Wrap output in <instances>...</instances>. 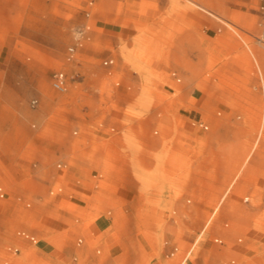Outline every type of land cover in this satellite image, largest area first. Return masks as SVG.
Wrapping results in <instances>:
<instances>
[{
	"label": "rangeland",
	"instance_id": "374dc122",
	"mask_svg": "<svg viewBox=\"0 0 264 264\" xmlns=\"http://www.w3.org/2000/svg\"><path fill=\"white\" fill-rule=\"evenodd\" d=\"M209 1L221 19L187 1L0 0V264H62L40 248L66 232L67 264H181L223 199L191 262L264 264V137L238 155L264 124L263 18L257 0ZM96 219L115 244L81 240Z\"/></svg>",
	"mask_w": 264,
	"mask_h": 264
},
{
	"label": "bare ground",
	"instance_id": "6f19581e",
	"mask_svg": "<svg viewBox=\"0 0 264 264\" xmlns=\"http://www.w3.org/2000/svg\"><path fill=\"white\" fill-rule=\"evenodd\" d=\"M183 1H187V2H190V3H192L194 6H196V7H198V8H200L201 10H203V11H205V12H207L208 14H210L212 17H214V18H217V19H221V16L219 15V14H217L213 9L215 8L214 7V4L211 2V1H209V0H174V3H176V4H178V5H180V6H182V7H185V6H183L182 5V3H183ZM213 7V8H212ZM226 25H227V27L231 30V31H233L236 35H238L242 40H244L243 39V37H242V35H241V33L238 31V29L236 28V26L232 23V22H226ZM235 34L233 35L232 34V37H235ZM252 54H253V56H254V58H255V60H256V63H257V65H258V70H259V72H260V75L262 76V77H264V72H263V69H262V67H261V64H260V61L258 60V58L256 57V55L252 52ZM230 56H228L225 60H227L228 58H229ZM260 59H261V61L262 60H264V57L262 56L261 57V55H260ZM224 60V61H225ZM165 68V67H164ZM188 100V99H187ZM188 107V106H187ZM200 108V107H199ZM197 111V110H196ZM182 116V115H181ZM264 137V124L263 125H261V127H260V129H259V132H258V138L256 139V141H255V143H254V145L251 147V148H249V149H247L248 147L246 146V145H248V143L247 144H245L244 146H242V149H241V151H239L238 152V155H239V158H242V160L241 161H245V163H247V162H249L250 161V159L252 158V156L254 155V152H255V150L260 146V141H261V139ZM158 142L159 141H157V140H155V138H153L152 140H151V142H150V144H149V146H150V148L152 149V148H154V147H156L157 145H158ZM236 142V141H235ZM244 143V142H243ZM236 158V157H235ZM74 160H76V159H74ZM81 161V160H80ZM84 161V160H83ZM84 163H85V161H84ZM86 163H87V165H89V166H92V167H95V168H98V169H100V171H101V176L102 177H104L105 178V172L106 171H109L110 169L109 168H106V167H104L103 165H99L98 163H96V162H93V161H86ZM135 169H137L138 170V167H135ZM139 170L141 171L140 172V174L141 175H143V172L145 171H143V166H139ZM148 175V174H147ZM149 179H150V181L151 182H153V181H158V182H160L161 181V179H163L165 176H161V175H155V174H149ZM162 182V181H161ZM161 188L162 189H165L163 186H161ZM103 191H105L104 190V188L102 187L101 188V186H99V191H98V193L100 194V195H104L105 193L103 192ZM108 195V194H107ZM111 196V195H110ZM109 196V197H110ZM108 197V198H109ZM111 198V197H110ZM113 200V199H112ZM223 201H224V199L223 200H221L220 201V205H218L217 206V208L214 210V212H212V214L209 216V218H208V220L206 221V227L204 228L205 230H203V232H206L207 230H208V228H210V226H211V224H212V220L214 219V216L216 215V213H217V211L219 210V208H220V206L222 205V203H223ZM137 206V205H136ZM91 208V207H90ZM82 214H83V219H88L89 218V215H90V213L89 212H85V213H83L82 212ZM77 218V217H76ZM85 221V220H84ZM79 222V221H78ZM92 222V221H91ZM66 232V231H65ZM69 232H66V233H61V234H56V235H54L53 237H49V238H47L46 237V235H45V237H43V238H46L51 244H53V245H55V246H57L58 248H62L64 245H65V240L64 239H62V238H69ZM147 236H149L148 234H147ZM47 241V242H48ZM85 242H89V241H85ZM97 243V242H96ZM90 244V243H89ZM92 245V244H91ZM95 245V244H94ZM35 248V247H34ZM37 250H38V248H36ZM60 250H62V249H60ZM93 250V249H92ZM99 250V249H98ZM42 251V250H41ZM100 251V250H99ZM45 252V251H44ZM32 254H34L33 252H31ZM29 254V255H27V254H25L24 256H22V257H20V258H17V259H13V263L12 264H24V259L27 257V256H31L32 254ZM42 253H43V251H42ZM101 253V252H100ZM44 255H46L47 257H48V259H50V261H52V260H54L50 255H48V254H45L44 253ZM104 255V254H103ZM33 256V255H32ZM13 258V257H12ZM36 259V258H35ZM188 259V256H186V258L182 261V263L181 264H185V262H186V260ZM37 260V259H36ZM34 263V262H33ZM7 264V263H6ZM44 264H51L50 262H45Z\"/></svg>",
	"mask_w": 264,
	"mask_h": 264
},
{
	"label": "crops",
	"instance_id": "0c3cea01",
	"mask_svg": "<svg viewBox=\"0 0 264 264\" xmlns=\"http://www.w3.org/2000/svg\"><path fill=\"white\" fill-rule=\"evenodd\" d=\"M199 98H201V94L199 95ZM113 190H114V188H113ZM114 193L116 195H118V196H121V194H122L119 191V189H118L117 192L114 190ZM122 196H123V194H122ZM212 224H213V220H212ZM212 224H211V226H212ZM109 229H110V225L108 224L107 221H105L104 219H101V220L100 219H96L88 227H86V228H84L82 230L83 236L85 238H81V240L82 241L85 240V241H89L90 242V241L94 240L97 235H104L105 238H103V240L106 243H108L110 245H113V244L116 243V241L118 239L114 238L112 236L113 234L110 232ZM207 231L206 232L201 231V233L198 235L196 241L194 242L192 247L189 249L188 259L186 260L185 264H194V263L191 262L189 256L192 255V253L194 252L196 246L200 242L201 238L204 237V235L207 233ZM44 235H46V234H44ZM68 236H70V235H68ZM42 243H43V245L41 246L40 249L43 251V253L50 255L55 261H57L59 263L67 264L68 257H70L68 252H66L65 250H60L59 248H56L55 246H53V244L51 245L50 242L44 241ZM64 249H65V245H64ZM179 255L175 256V258L172 260L171 264H177L178 263V260H179L178 256ZM199 264H206V262L205 261H200Z\"/></svg>",
	"mask_w": 264,
	"mask_h": 264
},
{
	"label": "built area",
	"instance_id": "2783aa9c",
	"mask_svg": "<svg viewBox=\"0 0 264 264\" xmlns=\"http://www.w3.org/2000/svg\"><path fill=\"white\" fill-rule=\"evenodd\" d=\"M258 3V13L260 14V16L263 18V23H264V0H257ZM262 42L264 43V39L262 40ZM71 52H74V48L70 49ZM65 74L63 72H57L54 75V86L55 88L62 90L63 86L65 84Z\"/></svg>",
	"mask_w": 264,
	"mask_h": 264
}]
</instances>
